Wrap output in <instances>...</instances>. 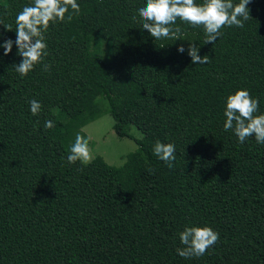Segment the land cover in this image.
<instances>
[{
  "label": "trees",
  "instance_id": "trees-1",
  "mask_svg": "<svg viewBox=\"0 0 264 264\" xmlns=\"http://www.w3.org/2000/svg\"><path fill=\"white\" fill-rule=\"evenodd\" d=\"M31 3L0 0L12 26L0 25V45L15 42V18ZM77 3L71 22L50 24L48 55L27 77L13 68L23 59L15 43L8 55L0 46V264H264V144L224 130L237 90L264 114V0L215 44L180 19V40H156L138 14L146 0ZM190 44L210 63L193 64ZM105 112L138 150L122 167L101 156L68 164L76 134L87 138L82 128ZM157 140L175 144L172 168L153 154ZM186 227H210L219 241L182 258Z\"/></svg>",
  "mask_w": 264,
  "mask_h": 264
},
{
  "label": "clouds",
  "instance_id": "clouds-1",
  "mask_svg": "<svg viewBox=\"0 0 264 264\" xmlns=\"http://www.w3.org/2000/svg\"><path fill=\"white\" fill-rule=\"evenodd\" d=\"M252 0H204L202 4H196L195 0H146V5L138 10L142 18V28L149 32L156 40L175 39L180 40L181 29L173 28L177 19L190 24L192 27H202L205 33V44H215L222 35V28L235 26L243 28L244 23L250 17L249 3ZM79 14L80 6L77 0H32L29 6H25L15 18L16 40L7 39L2 45L4 55L12 52L13 44L18 48V55L22 57L19 64L13 66L21 78L34 69L37 64L42 63L43 58L48 55L47 43L44 33L50 24L57 22H71L73 15ZM67 14V15H66ZM136 20V17H133ZM3 25L8 31H12L10 24ZM200 49L195 44H190L187 50L193 64H209L210 58L199 55ZM178 52L184 53L183 46ZM50 64L44 65V70L49 71ZM30 111L33 116L40 113L42 105L35 99L29 101ZM259 109V99L253 98L247 90H237L235 94L229 95L226 100L224 116L225 131H232L243 144L249 137H255L258 144H264V114L256 115ZM45 129H52L55 123L46 120ZM176 146L174 143H162L157 140L153 148V154L163 161L169 168L173 167L175 161ZM91 161L89 141L80 133L76 134L75 141L70 145L68 164L87 165ZM150 173L154 172L149 168ZM183 248H177V254L182 258L201 257L207 250L219 241V233L210 227H186L180 234Z\"/></svg>",
  "mask_w": 264,
  "mask_h": 264
},
{
  "label": "rangeland",
  "instance_id": "rangeland-1",
  "mask_svg": "<svg viewBox=\"0 0 264 264\" xmlns=\"http://www.w3.org/2000/svg\"><path fill=\"white\" fill-rule=\"evenodd\" d=\"M101 99V106L104 105ZM113 116L105 112L96 121L82 128L89 141L91 160L101 156L109 165L122 167L128 160V157L136 152L139 144L135 139L129 137H120L114 130ZM130 133L137 139L142 138L139 129L132 126Z\"/></svg>",
  "mask_w": 264,
  "mask_h": 264
}]
</instances>
